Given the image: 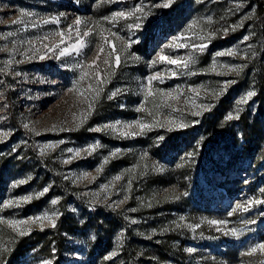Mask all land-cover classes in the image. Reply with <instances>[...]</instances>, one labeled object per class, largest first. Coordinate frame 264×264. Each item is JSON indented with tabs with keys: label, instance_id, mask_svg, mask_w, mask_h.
I'll use <instances>...</instances> for the list:
<instances>
[{
	"label": "rangeland",
	"instance_id": "1",
	"mask_svg": "<svg viewBox=\"0 0 264 264\" xmlns=\"http://www.w3.org/2000/svg\"><path fill=\"white\" fill-rule=\"evenodd\" d=\"M259 1L0 0V264H264Z\"/></svg>",
	"mask_w": 264,
	"mask_h": 264
},
{
	"label": "snow or ice",
	"instance_id": "2",
	"mask_svg": "<svg viewBox=\"0 0 264 264\" xmlns=\"http://www.w3.org/2000/svg\"><path fill=\"white\" fill-rule=\"evenodd\" d=\"M164 6L167 7L168 4H165ZM114 16H117V17H124V16H125V13H124V12H118V13H115ZM81 23H82V22H81L79 19H77V20L75 21V24H76V25H80ZM136 26L139 27V25H136ZM77 34L79 35L78 30H77ZM60 35L63 36V33H60ZM83 35H84V36H88V35H90V31H85V32L83 33ZM113 35H115V34H113ZM244 39L247 40L248 38L245 37ZM61 42H63V41H61ZM105 43H108V41L105 40ZM84 46H85V41L82 40V39H77L76 43L73 44V45H71L70 47H71L73 50L78 51L79 49L83 48ZM45 47H47V46H45ZM56 47H58V45H57ZM194 47H196V46H194ZM199 47L202 48V47H204V45H200ZM48 50H49L50 52L53 51L52 48H49ZM103 51H104L103 47H100L99 50H98V52H97V56H96V58L93 60L91 66H95V61H96V59H99L100 53H102ZM113 52H115V47H114V46H113ZM225 54H227V55H232L233 53H232L231 51H229L228 53H223V52H222V53H219V55H225ZM67 55H69V48H68V47H65V48L60 49V51H59V56H67ZM43 58H44V57H41V59H43ZM159 59H160V60H165V61H167L169 64H176V65L183 64V66L187 67V62H186V61H178V60H174V59H169V58L166 57V56H161ZM103 63H104V64H109V60H108V59H104ZM115 63H116L117 66H119V63H120V57H119V56H116V57H115ZM153 63H155V61H153ZM106 75H107V73H105V76H106ZM86 76H88V73H87V72H84L83 75L80 77V79L83 80ZM159 78H160L159 74H156V75L150 77V78H149V84L151 83L152 80H156V79H159ZM99 82H100V83H103L104 80H100ZM89 88L91 89L92 86L89 85ZM72 90H73V89H69V91H72ZM99 91H100V89H95L96 95H99ZM115 94H116V93H113L112 95L114 96ZM80 95H84V94H83V93H80ZM149 95H152V92H151V91H149ZM167 95H168L169 97H171L172 99H176V98H177V97H175V96H172L171 93H167ZM254 95H255V92H253V91H249V92L247 93V96H246L241 102H246L247 98H250V97H252V96H254ZM91 107H92V104H89V108H91ZM138 110H142V109H138ZM227 118H228V119H233V117H232L231 115H229ZM236 118H238V116H237ZM136 123L139 124V127H140L142 130H143L145 127H148L147 125L140 124L139 121H137ZM176 126H177V127H181V128H182V127H185V125H184L183 123H180V124H178V125H176ZM108 127H113V128H114L115 126H114V125H109ZM127 127L131 128L132 125H128ZM125 134H134V133H125ZM161 139H162V138H161ZM48 147H50V146H48ZM69 151H71V149H69ZM76 154L79 155V152H77ZM97 171H99V169H97ZM115 179H116V180H120L121 177H120V176H117V177H115ZM44 191L47 192L48 189L45 188ZM56 203H57L56 200H53V201H52V204H56ZM262 203H264V202H262ZM236 207H237V209H240V208L242 207V205H237ZM245 210H246V209H245ZM230 214H231V213H230ZM30 220H31L33 223L36 222V221L47 220V221H49V222L52 224L53 227L55 226V223H54V219H53V217H51V216H49V215H47V214H45L43 217L30 218ZM11 223L13 224V226H15L17 223H19V224H27V223H29V221H19V222H11ZM209 223H211V224H213V225H216V224H226V221H216V220H212V221H209ZM230 231H231V234H232V235H236V234H237L235 229H231ZM20 234H21V235H24L25 232L22 231ZM257 250H259V251H261V252H264V244H260V245H258L257 247H254V248L251 250V252H252V253H255V252H257ZM188 251L191 252L192 249H188ZM113 255H114V253H113ZM45 264H51V261H46Z\"/></svg>",
	"mask_w": 264,
	"mask_h": 264
},
{
	"label": "trees",
	"instance_id": "3",
	"mask_svg": "<svg viewBox=\"0 0 264 264\" xmlns=\"http://www.w3.org/2000/svg\"><path fill=\"white\" fill-rule=\"evenodd\" d=\"M257 1L259 2V4H261L259 0H257Z\"/></svg>",
	"mask_w": 264,
	"mask_h": 264
}]
</instances>
